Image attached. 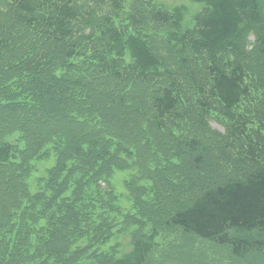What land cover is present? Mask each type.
<instances>
[{"label": "trees", "instance_id": "1", "mask_svg": "<svg viewBox=\"0 0 264 264\" xmlns=\"http://www.w3.org/2000/svg\"><path fill=\"white\" fill-rule=\"evenodd\" d=\"M93 1L0 0V264H264V0Z\"/></svg>", "mask_w": 264, "mask_h": 264}, {"label": "rangeland", "instance_id": "2", "mask_svg": "<svg viewBox=\"0 0 264 264\" xmlns=\"http://www.w3.org/2000/svg\"><path fill=\"white\" fill-rule=\"evenodd\" d=\"M135 0H124V7L125 10H128L130 5L132 4V2ZM158 3H162L163 5L167 6V7H174V6H183L186 8V20L189 19V21H191L193 15H195L199 10H200V6L199 5H195V4H190L188 2V0H155ZM79 3H81L82 5H85V3L90 6L93 7L96 11V14L98 17L107 14L108 13V4L104 5H97V3H95L93 1L94 4H96L97 7L95 6H91L89 0H78ZM87 7V6H86ZM88 7V8H90ZM124 14L120 13L119 18L122 21L124 19ZM147 32H151V34L155 35L154 37H159L162 32L163 29L162 28H158L154 25H149L147 27H145ZM254 44V39L253 37H249L248 41H247V48H248V52L250 51V49L253 47ZM161 53L166 57V58H171L169 57V55L166 53V50L162 47H160ZM250 53V52H249ZM248 53V54H249ZM248 64H253L255 65V61L253 59H249L248 60ZM198 66L201 70L202 68V62L198 63ZM209 127L211 130H213L216 133H223V124L221 123V119L217 118V116H213L211 118V120L209 121ZM42 167H39V170H41ZM135 169L138 170V167H135ZM135 171H133L134 173ZM234 177V176H231ZM127 178V175L125 173H120L116 175V187H117V191L119 194H121L122 198L124 199L126 197V191L124 190L122 184L123 181ZM163 192V191H162ZM128 202H124L122 204L123 207H127ZM163 206H166V203H163ZM161 238L163 239L162 236H164V238H166V240L162 241V245L163 243H167L169 242V244L174 245V243L179 244L182 241V235L180 234V232L176 233H170V232H165L164 228L161 227V232H160ZM188 238V237H184ZM191 238V237H189ZM186 245L188 247H190L191 251H194V253H199V255H201L199 257V255H197V257L204 263V264H232V258L230 257V253L229 251H227L224 248H218L215 247L213 245H211L210 243H207L205 241H201L199 239L196 238H191L190 241L186 242ZM162 249V246H161Z\"/></svg>", "mask_w": 264, "mask_h": 264}]
</instances>
